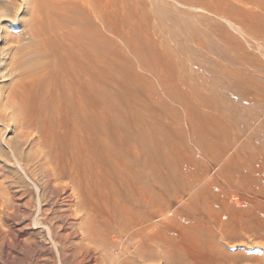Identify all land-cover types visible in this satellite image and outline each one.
Listing matches in <instances>:
<instances>
[{
	"label": "rangeland",
	"instance_id": "374dc122",
	"mask_svg": "<svg viewBox=\"0 0 264 264\" xmlns=\"http://www.w3.org/2000/svg\"><path fill=\"white\" fill-rule=\"evenodd\" d=\"M16 1L15 7L11 9L6 3L0 2V7H2L0 8V147L3 150L2 151L0 149V180L4 172L9 173L12 179H16L18 175L21 177L23 176L26 182H29L28 184H30V187H32L33 190H36L34 187L37 185H35V182L30 181L29 178L26 177L23 168L26 170L28 169L27 171H34L35 168L38 167L37 160L33 157L36 155L34 154V143L36 145V143L40 141L41 136L39 132H36L37 130L30 129L23 123V111H21V113L18 112L19 114L15 116V114L12 112V106L9 100L11 98V93L16 90V82L20 77L17 65L21 64L20 60L18 59L20 58L21 53H19L16 48L23 43H27L25 35H21L23 29L22 23L25 20H29L30 16L26 12L28 9L32 8L31 6L33 5L34 0ZM40 1V8L44 7L43 9H45V14L43 17H48L47 21L45 18V22L51 26L48 35L49 37L54 38V44L56 43L55 46L57 47L58 52L65 50L62 49L63 46H60L57 44V42H55L56 39L58 40L60 38L62 33L65 34L67 32L77 34L76 32L80 31H83V33L89 32L91 31V23L96 21L99 26L98 56L100 57H97V68L94 67L93 70L96 71V73L98 72L96 74L98 77L97 80H99L97 86L100 91V96L103 98L101 99V103H104L101 105L103 108H107L110 105L108 108H114L117 111H121L122 108H125L126 110L123 109V112H129L132 110V113L135 112V114L133 113L135 117L139 118L141 116L144 118L148 135L146 156L148 159L151 158V160L146 159L147 163H145L147 165H138L139 167L141 166L140 170L143 171H139L138 173V166L136 167V165H134L135 167L133 166L129 169L124 164L126 160L128 161L127 157L126 160L124 158L127 151V136L124 137L125 134L121 132L127 134V131L124 128H119L118 130H120V134H118L119 132H116L118 135L117 136L115 133L117 138L120 136L118 141L121 140L123 141L122 143L125 144L122 146V144L117 143L121 145H117L116 148L118 151L122 149V151H120L121 153L119 154H117V149L114 150V153L117 152L116 154L118 155V159L116 158V154H112L113 151H111L112 153L110 154L109 150H105L109 144L107 142L108 140L103 137L106 143L104 142L103 144V141L100 143L98 146L100 148L98 151L100 154H98L99 156L101 155V158H103L105 161H102V159L99 157V162H97L96 165L93 164V167L92 163H86L87 160H85V158L80 160L83 164L81 165V168L83 169L81 175L84 178L87 176L90 177L91 175V177H87V179L94 183L93 185L91 181L87 179L86 181L82 178L83 184H81V186L83 185L82 189L84 188L83 191L85 190L83 195L84 197H87L85 202L87 205L89 203L88 206L91 212H89L88 215L86 214L87 218H83L85 221H82V218L80 219L79 217H63L64 220H54V225H56L53 227L54 232L56 233L58 231L56 234L63 237L65 232H71L72 229L74 230L75 228H78L80 226V224L78 226V223H81L80 220L83 222L81 227L86 228L88 231H90L89 229L91 227L88 226L87 222L93 220V223L96 222V224L90 222L89 225H94L96 228L92 226L93 228L91 231L94 233V230H99L98 228L101 225L100 229H104L103 231L101 230V232H105L107 226L103 227V225L105 226L108 221L115 222V220H118L120 216L121 219L123 215V219L128 218L126 216H128L127 212L129 210L127 211V209L129 208L131 211H129V213H132V211H137L134 213L138 215L141 211L142 214L145 213V215H148L150 213L148 210H150L151 207L153 209V203L151 204L153 201L152 197L163 194V197L161 195L163 203L160 204L163 205L165 215L164 218H162L168 221V223H166L169 226L174 225L172 227H176L175 231L177 230L176 234L173 235L174 238H170L169 236L171 235L165 236L166 240L168 239L171 241L169 242L167 240V242L165 240V242L168 245L171 244L169 246L172 248L173 246L176 247L178 251H181L180 249L182 248L184 249H182L184 252L177 253L178 258L180 257L181 264H196L194 260L195 257L200 259L209 257L210 260L215 259L218 261L225 259L228 261L226 263L231 262V264L232 262L235 264L238 262L236 260L240 259L241 262L236 264L251 263L250 258L252 257L251 255L255 253L254 250L256 248H250L246 244L247 242L245 243L244 241H242V243L241 241H236L234 244L231 243L232 247L234 248H227V251L225 250L226 254H224V257L222 255L220 256L221 258H219L220 249L219 252H217V250L213 251V248L211 247L212 238L210 240V237L212 234L210 223H212L214 217L213 215L216 213L214 210L217 211L219 208L222 210V212H219V210L215 215H224L222 213L225 212V214H228L229 219H231L229 222H233L232 220H234L235 217H238V215V218L241 217L242 219V217L245 216L243 215V212H241L242 215L241 213H238L237 215L235 213L233 214V212H231L232 210L230 209H233V206L235 208L236 203H239V205L242 206V201L249 202V198L256 199V193H258L257 197H264V177H262L264 176V0ZM16 6L19 10H17ZM24 6L28 8L25 9ZM13 9H15V13L13 12ZM3 11L5 14L7 12L8 13L5 15ZM247 14H250L251 17H247ZM64 15L68 16L70 19H74L76 24L73 23L72 25V23H70V25L67 24V26H65L61 19ZM248 19L257 23L260 28L256 31H247L246 28L248 26L247 22H249L247 21ZM144 21H147L148 25H144ZM5 34H15L19 35V37L16 36L9 43H5L1 38V36ZM29 45L33 46L34 43ZM67 49L69 50V53L70 50L73 53L74 50L72 49H77V47L72 46V48L68 47ZM65 52L67 53L66 50ZM75 59H72L74 65H76L78 61ZM88 63L90 64V60L86 62V64ZM89 64L87 67H89ZM176 71L177 73L180 72L181 82L178 81V79H175ZM87 77H90L88 73ZM69 82H71V79ZM193 84H196L195 86L197 88H195V86H191ZM22 91L24 92L22 89L21 93H19L21 96L23 94ZM107 96L116 97V99H114L117 100L118 103H116V101L114 102L112 97H110L112 99L111 100ZM108 98L112 102L110 100L109 102ZM105 99L107 103L102 102L105 101ZM19 101H21V99H19ZM17 103L19 104L20 102L17 101ZM117 105L119 109L115 108ZM16 122L18 125L21 123L22 125L18 127ZM24 131L25 134H23ZM26 132L29 133L26 134ZM26 135L29 136L27 137ZM121 135L125 138V143L121 138ZM15 139L17 141H14ZM99 139H101V137ZM73 140L74 139L71 138V141ZM66 141L69 143L70 137L69 142L68 140ZM7 142L9 143L7 144ZM16 142L19 143V147L21 146L19 151L22 155L19 154V152L17 155H14L15 157H13V153L9 147L10 144L18 145ZM101 144H103V147ZM105 144L108 145L105 147ZM2 146L6 150L3 149ZM6 151L9 153V155ZM102 152L106 154L108 153L109 156L108 154L103 155ZM123 152L125 155L122 154ZM120 154H122V157L119 156ZM103 156L106 158H111L113 161L111 159H109L111 161H106L108 159ZM111 156H115V158ZM76 158L77 156L75 157V162L78 159ZM117 160H119V163H122L119 165ZM80 161L78 165L81 164ZM128 163L129 161L127 164ZM85 164L91 166L85 167ZM116 164L119 166L116 167ZM123 164L125 169L128 171L127 172L124 169L126 174L124 172L120 174L121 172H119V168L120 166H123ZM101 165L104 167V170ZM257 165L259 166L257 167ZM145 166H148V171L146 170ZM123 167H121L120 171H123ZM87 168L90 171L86 170ZM90 168L93 171H91ZM106 168L107 171L105 172ZM94 169L100 172H97ZM113 169H116V173L118 172V175L114 174V177L113 173L115 172ZM78 171L81 170H77V173ZM129 171L130 173L133 171L135 172L130 174L133 175L131 176L133 178H131L130 175H127ZM75 172L74 174H77ZM86 172L88 174L91 172L92 173L88 175ZM108 172L111 176H109ZM144 172H146L145 177L147 178H143ZM83 173H85L86 176L83 175ZM123 173L125 176L127 175V180L129 181L125 179L126 177L123 175ZM259 173L261 174L260 176L258 175ZM119 174L121 177L124 176L123 179ZM134 174L136 175L134 176ZM155 174H159L161 176L160 179H162V183L159 180V182L157 181L159 178H157L158 176L156 177ZM149 175L150 177H153V175L155 176L153 177L152 181L151 178L148 179ZM139 176H141V178H137L135 180V178ZM106 177L112 180L113 183H110L111 181L109 182V180L106 181ZM34 178L38 181V183L42 182L38 175H35ZM98 178L102 182H98ZM116 178L122 180H118L117 182ZM154 178L157 184L159 183V187L161 184H163L161 185V187L163 186L162 190L158 188L157 184H152L154 183L153 181H155ZM140 179L142 181H140ZM144 179H148L149 181ZM131 180H134L133 183H131ZM143 180L145 183H148L145 185H149L148 187L143 185L142 188L141 184L144 183ZM83 181H86L87 184H85L86 182L84 183ZM136 181H140L141 183H136ZM88 182L90 183L88 184ZM124 182H126V184ZM121 183H124L125 186H122L123 184ZM111 184L115 185H112V187ZM131 184H136V186H131ZM138 184L141 188L138 187ZM244 184L245 186L246 184L247 186L249 185L248 189L247 186H243ZM88 185L89 187H92L87 188ZM103 185L106 189L103 188ZM152 185L155 188L153 190H156L154 192L151 189L153 188ZM259 186H262L260 187L262 193L259 191ZM98 187L99 189H97ZM116 187L118 189H116ZM124 187H126L128 191L122 192L126 190ZM133 187H136V189ZM144 187L148 188L149 191L151 190V192H149L148 189L144 190ZM252 187H254V189ZM114 188L115 190H113ZM129 188L131 189L129 190ZM86 189H89L88 191L91 192H88ZM140 189L143 192H146V194H148L147 191L152 193V197L150 198L151 200L149 199L150 202L149 200L148 203L147 201L145 202L147 204H143V206L137 205L136 207V204H138V202L136 203V199H138L137 197L141 196V192H139ZM256 189L257 191H255ZM106 190L107 192H105ZM153 193H155V195H153ZM216 193L217 195H212ZM67 194L68 193H64L61 197ZM89 195L90 197H88ZM111 195L113 196V199ZM222 195L226 196H223L225 199L222 197ZM147 196L149 198L151 195L149 196L148 194ZM214 196L219 197L215 199ZM130 197L132 200H130ZM134 197L136 198L134 199ZM236 197L239 202H237ZM118 198L121 199L119 200ZM210 198H212L211 201ZM233 198L234 200L236 199L235 204ZM34 199L36 202L35 208L37 209V198ZM90 200H92V202H90ZM213 200H215L216 203L213 202ZM67 202L65 201V203H62L60 207L67 206L68 208L69 201ZM120 202H122V204H119ZM156 203L159 204V200ZM218 203L219 206L217 205ZM226 203L228 205H232L230 208V205L226 207L225 210L224 206L227 205ZM110 204L113 205L112 209L109 208L111 207ZM148 204H151V206ZM90 205H92L95 212L97 211L96 214H94L95 212L92 213L93 208H90ZM101 205L105 208H103ZM146 205L147 210L145 209ZM116 206H118L120 209H118ZM148 207H150V209ZM228 208L230 213L227 211ZM36 209L34 210V214H36ZM105 209H108V211ZM141 209H145L144 213ZM78 210V212H81L79 206ZM210 210L212 214L209 213ZM90 213L92 214V217L90 216ZM97 213L100 215L97 216ZM207 214H209L210 217H208ZM116 215L120 216L118 217ZM211 217L212 220L210 221L209 218ZM106 219H108V221H106ZM123 219L121 221L116 220V222H122L124 221ZM37 220H39V218H37ZM31 221L29 222H34L33 226L31 224L32 228H29V226L26 227L22 232V236L24 237L25 234L26 237L30 233H34L32 236H34L42 246L44 245L52 248V252L47 254L41 250V252L39 251L40 253L38 252V257H35L37 255H33L28 252L30 248L28 245H26L27 247L24 246L23 248L25 249L26 247V251L22 250L18 256L13 258H5L0 247V254L2 253L0 255V264H33V260L34 264L39 262V264H62L60 262V256L55 244L52 243L51 240L48 241L46 238V224L42 226V224H39L37 221ZM126 221L129 222L128 219H126L125 222ZM26 222L27 221H19L18 224L15 225V228H18L19 225L21 227L22 224L23 227ZM76 223L77 225L75 227L74 225ZM149 223L153 224L152 221H149ZM0 226H3L4 228L3 222L1 220ZM231 228L233 233L229 228L230 234L237 235V232H235L236 230L233 229L232 226ZM182 229H185L183 230V233L181 232ZM98 233L99 236L97 235ZM98 233H95L97 236L93 234V238L95 236V240L96 237H98V239H101L102 237L101 241H103L104 238H106L105 236H107V234L104 235L105 233H101L102 236L100 235V232ZM184 233L191 234V236H184ZM180 234L183 235L186 241ZM72 235L68 238L70 242H74L78 239L77 235ZM109 238L107 237L105 240L107 241ZM178 238L182 240H179ZM63 240L64 239H62V241ZM66 240L64 243L67 245L68 240ZM175 240L179 241L176 242ZM174 241L175 245L178 244L177 246L180 247L173 245ZM44 242H46V244ZM179 242L182 244H179ZM207 248H209L207 252L210 254H206ZM210 248L212 249L209 252ZM64 250L66 251L65 253H67L68 248L66 247ZM223 251L221 250V253ZM228 251V254L236 253L235 257L238 255V259L236 257V260L232 254L231 255L234 258L229 257L236 262L227 258ZM23 252L24 254H27V256L24 255L26 258L24 256L21 257ZM211 252L214 253V255L218 254V256H212ZM29 253L33 257L28 255ZM241 253L242 258H240L241 256L239 255ZM181 255L187 257V260L182 258ZM181 259L183 263L181 262ZM29 260L31 262H27ZM190 260H192L193 263ZM188 261H190V263ZM144 264L152 263L144 262Z\"/></svg>",
	"mask_w": 264,
	"mask_h": 264
},
{
	"label": "bare ground",
	"instance_id": "6f19581e",
	"mask_svg": "<svg viewBox=\"0 0 264 264\" xmlns=\"http://www.w3.org/2000/svg\"><path fill=\"white\" fill-rule=\"evenodd\" d=\"M65 1H67V0H65ZM0 2L6 3L7 6L10 7V9H11V8L15 7L17 1L16 0H0ZM40 3H41L40 0H34L33 5L32 6L30 5L32 8L28 9V11L24 10V11H27L26 13H28L30 16L28 21L25 20L22 23L23 29H22L21 35H25V38L27 39V43H23V44L17 46V48H16V50H18V52L21 53L20 58H18L20 60L21 64L17 65V69H18V72L20 74V77H19L18 81L16 82V90L13 93H11V95H10L11 98L9 99L10 104L12 106V112L15 114V116L17 114H19L18 112L21 113V111H23V113H24L23 114L24 115L23 121L24 122L23 121L22 122L25 125H27V127H29L30 129L37 130L36 132H39V134L41 136L40 141L37 142L38 144L36 143V145H35V143H34L35 152L33 149L34 154H36L33 157L36 158L37 163L39 164V165L37 164L38 167L35 168L34 171H27L28 169L26 170L25 168H23V171H24V174L26 175V177H28L30 181L35 182V185H37V186L34 187V188H36V190H33L32 187H30V184H28L29 182L27 183L23 176L21 177L18 175L16 179H12L10 177L9 173L4 172L2 174V178L0 180V220L3 222L4 228H3V226H0V245H1L0 247H1V250L4 254V257L5 258H8V257L13 258L15 256H18L22 252V250L26 251V247H27L26 245H28V247L30 248V250L28 252H30L33 255H37L35 257H38V252L39 251L41 252V250H43L44 253L46 252L47 254L52 252V248H50L48 246H44V245L42 246L41 243H39V241L34 236H32V235H34V233L33 234L30 233L29 235L26 234L27 235L26 237H25V234H24V237L22 236V234H23L22 232L26 227L29 226V228H30L31 224L33 226L34 222L33 223L29 222L32 220V221L39 222V224H42V226L46 224V238L48 241L51 240V242L55 244V246L58 250V254L60 256V262L62 264H144V262L145 263L151 262L152 264L153 263H155V264L156 263L157 264H181L180 263V257L178 258L177 253L178 252H184L183 251L184 249L182 248L183 250L180 249L181 251H178L176 249V247L173 246V248H172L171 246H169L171 244L168 245L165 242V240H166L165 236H167V235L173 236L174 234H176L177 230L175 231L176 227L175 228L172 227L174 225L169 226L167 224L168 221L166 219H165L166 221L163 219L164 215H165V213H164L165 210L163 208V205L160 204V203H163L162 199H161L163 197V194H161L162 195V197H161V195H159V192H160V190H159V192H158L159 196H153L154 197L153 198L152 193H149V192H151V190L149 191L148 188H145V187L149 186V185L145 186L146 184H148L147 182L145 183V181H144L146 179L143 180L145 184L142 182L143 184H141V186L143 188V185H144L145 186L144 190L148 189L149 192L147 191V193L149 194V196L150 195L151 196L148 198V196H147L148 194H146V192H143L140 189L141 191L139 190V192H141V196L137 197L138 199H136V203L138 202V204H136V203L135 204H136V207H137V205L143 206V204L144 205L147 204L148 200L152 197L153 201L151 202V204L153 203V209L151 207V209H152L151 210L150 207H148L150 209V210H148V211H150V213L148 215H145V213H144V210L145 209L147 210V205L145 206L146 207L145 209H143V210L141 209L144 214H142L141 211H140L141 213L138 211L139 212L138 215H136L134 213L137 211H132V213H129V211H130V208H129V209H127V211L129 210L127 212L128 216H126V217H128L126 219H128L129 222L128 221L125 222L126 219H123L124 215L121 219H120V217H121L120 215H116L118 217L120 216L118 218V220H120V221L122 219L124 220L122 222H120V221L116 222L117 219L115 220V222L114 221L109 222L108 219H106V221H108V222L105 224V226L103 225V227L107 226V228L105 229V232H101L102 229H100V226H101L100 225L98 228L100 231L95 229L94 230L95 232L93 233L91 231V229L93 228L92 226H94V225H92V226L89 225L90 222L93 223V220L90 222H87L88 226L91 227L89 229L90 231H88L84 227H81V225H83L82 221L85 219L84 217L87 218V215L89 214V212H91V210H89V206H88L89 203L87 205V203L85 202L87 197H84L83 192H85V190L83 191V189H84V188L82 189L83 185L81 186V184H83L82 180L83 179L86 180L88 176L84 178L81 175V172L83 170L81 168V165H83V164H82V161H80V160H83L85 158V160L88 161V162L86 161V163L87 164L92 163V166L94 167V165H96V163L99 162L98 158L99 157L101 158V155L99 156L100 152H98V151L100 148L98 146L100 145V143H102V141L104 144L105 139L108 140L107 142L109 144V145L107 144L109 148L107 147L105 150H107V151L109 150L110 154L112 153L111 151H113V153H112L113 155L116 154L117 152L115 151L116 153H114V150L117 149L116 148L117 145H119V144H122V146L125 145L122 143L123 141H121V140L118 141L120 136H119V138H117V136H118L117 133L120 131L118 129L124 128L128 134L127 135L126 133L121 132V133L125 134L124 137L127 136V138H126L127 139L126 140L127 151H126V156L124 158L126 160V157H127L128 161H129V163L127 164L128 161L126 160V162L124 163L125 166L128 167L129 169L131 167H133L134 165H136V167L138 165L144 166L147 163L146 159H148V157L146 156V152H147L146 147H147V143H148V140H147L148 135H147V131H146L144 118L141 116L139 118L135 117V115H134L135 112H133L134 113L133 114L132 110L129 112H123V109H125V108H122V109L120 108L121 111H117L114 108H112V109L108 108L110 105L107 107L108 109L106 107L103 108V106H102L104 103H101V99H103V98H101L100 93H99L100 91H99L98 86H97V83L99 80H97L98 77L96 74L98 72L96 73V71L93 70V68L96 67L97 57H100V56H98V53H99L98 52V50H99L98 49L99 48L98 47L99 46V44H98L99 26L96 23V21H93L91 23V31H89V32L85 31L86 33H83V31H80V32H76L77 34L67 33V32L65 34L62 33L60 38L58 40L56 39L57 41L55 40V42H57L58 45L63 46L62 49H65L67 51V53L65 52V50L64 51L60 50L61 52H58L57 47L55 46L56 43L54 44V38L49 37V35H48V32L51 29V26L45 22V18L47 21L48 17H45V18L43 17V15L45 14V9H43L44 7L40 8ZM17 6H16V8H17ZM0 8H2V7H0ZM27 8L25 7V9H27ZM54 8H56V7H54ZM5 9H3V10H5ZM13 10L12 11L15 13V9H13ZM17 10H19V9L17 8ZM47 12H48V10H47ZM94 12H95V10H94ZM53 13H55V12H53ZM4 14H5V12H4ZM248 15H250V14H247V17L250 18L251 15L250 16H248ZM61 19H62V22L65 26H67V24L70 25V23H72V25H73V23L76 24L74 19H70L68 16H65V15L62 16ZM145 20H146V18H145ZM247 21H249V22H247V24H248V26L246 28L247 31H250V30L256 31L260 28L257 23L252 22L249 19ZM143 24L148 25V22L144 21ZM150 25H151V22H150ZM59 26H60V24H59ZM16 36L19 37V35H15V34L14 35L5 34V35H2L1 38L5 43H9ZM32 43H34L33 46L29 45ZM72 46L77 47V49H72L75 52L73 51V53H72V51L70 50V53H69V50L67 48L68 47L72 48ZM75 58L78 60L76 65H74V63L72 62V59H75ZM88 60H90V64L88 63L89 67H87L88 64H86V62ZM98 60H99V58H98ZM87 73L90 75V77H87ZM175 77H176L175 78L176 80L178 79V81H180L181 80L180 72L177 73V71H176ZM70 79H71V82H69ZM195 85L193 84L191 86H195ZM195 88H197V87L195 86ZM22 89L24 90V92L22 91L23 94L21 96V95H19V93H21ZM19 96H21V97H19ZM107 97H109V96H107ZM110 97H112V96H110ZM109 98H108V101L111 99V98L110 99ZM112 98L116 99V97H114V96ZM19 99H21V101H19ZM115 99L113 101L114 102L116 101V103H118V101ZM17 101L20 103L18 104ZM102 102L107 103L106 99H105V101H102ZM114 102H113V104H114ZM115 108L119 109L118 105L115 106ZM127 111H128V109H127ZM17 125H18V123H17ZM21 125H22V123L20 125H18V127ZM28 133L26 132V134H28ZM115 133L117 136L115 135ZM23 134H25V131ZM118 134H120V132ZM69 137H70V142H69ZM100 137H101V139H99ZM124 137L121 135V138L123 140L125 139ZM71 138H73L74 140L71 141ZM102 139H104V140H102ZM66 140H68L69 143H67ZM14 141H17V140L15 139ZM8 143L9 142H7V144ZM17 143L18 142H16V144ZM117 143H119V144H117ZM124 143H125V140H124ZM103 144H101L102 147H103ZM107 145L105 144V147ZM119 146H121V145H119ZM20 147H19V143H18V145L10 144L9 148L11 149V152L13 153L12 154L13 157H15L14 155H17V153L20 152L19 151ZM2 148H3V146H2ZM148 148H149V146H148ZM0 149H1V147H0ZM3 149H5V148H3ZM119 150H120V148H119ZM117 151H118V149H117ZM120 151H122V149ZM120 151H118L117 154L121 153ZM4 152H3V154H4ZM9 152H10V150H9ZM102 153H103V155L106 154L104 152H102ZM19 154H21V152ZM122 154H124V152ZM122 154H120L119 156L122 157L121 156ZM8 155H9V153H8ZM76 156L78 158V159L76 158L78 161L76 160V162H75L74 160H75ZM108 156H109V154H108ZM8 157H10V156H8ZM18 157H20V156H18ZM103 157H105V156H103ZM111 157L115 158V156H111ZM116 158L118 159V155ZM18 159H20V158H18ZM101 159H102V161H105V160H103V158H101ZM106 159H108L106 161L112 160L111 158H108V157ZM109 159H111V160H109ZM149 159L151 160V158H149ZM119 160H117L118 161L117 163H119ZM79 161L81 163L80 165H78ZM121 163H119V165ZM111 164H112V162H111ZM113 164H114V162H113ZM124 164H123V166H124ZM97 165H100V164H97ZM119 165L116 164V167ZM86 166L88 167L89 165L85 164V167ZM123 166H120V168H119V172H121L120 174H122V172H124L126 174L125 171H127V169H125V166L124 167ZM258 166L259 165H257V167ZM78 167H79V169H78ZM101 167L104 170V167L102 165H101ZM121 167H123V169H122L123 171H120ZM140 167L139 166L137 167V168H139L138 173H139V171H141ZM145 167H146V170L148 171V169H147L148 166H145ZM254 167H256V166H254ZM113 168H115V167H113ZM29 169L32 170L31 168H29ZM124 169H125V171H124ZM75 170H76V172H75ZM77 170H81V171H78V173H77ZM86 170H89V169L87 168ZM97 170H95V171H97ZM103 170H101V171H103ZM113 170H112V172H113ZM89 171H87V172H89ZM91 171H93V170L91 169ZM106 171H107V168H106L105 172ZM115 171H116V169L114 170V172ZM130 171H132V170H130ZM130 171L127 175H130L131 173L133 174L134 171L131 173H130ZM136 171H137V169H136ZM74 172L77 174H74ZM87 172H86V174H88ZM97 172H100V171H97ZM141 172H143V171H141ZM91 173H89V174H91ZM124 173H123V175L125 176ZM86 174L83 173V175H85V176H86ZM94 174H96V173H94ZM114 174L118 175V172L113 173V177L115 176ZM143 174H142L143 178H147V177H145L146 172H144ZM255 174H257V173H255ZM35 175L36 176L38 175V177L42 180V182L38 183V181L35 180V178H34ZM96 175H94V176H96ZM127 175L125 176L126 180L128 179ZM135 175L136 174H134V176ZM147 175H148V173H147ZM258 175L260 176L261 174L259 173ZM99 176H100V174H99ZM109 176H111L110 173H109ZM131 176H133V175H130V177ZM259 176H258V178H259ZM90 177H91V175H90ZM90 177H88V178H90ZM120 177H121V175H120ZM123 177H121V178L123 179ZM153 177H155V176L153 175ZM153 177H150V175H149L148 179L151 178V181H152ZM156 177L159 178V179H157V181L159 180L161 182V180H162V179H160L161 176L158 174V175H156ZM251 177H253V176H251ZM255 177H256V175H255ZM262 177H264V176H262ZM131 178H133V177H131ZM137 178H141V176L136 177L135 180ZM244 178H246V177H244ZM249 178H250V176H249ZM116 179H117V182H118V180L119 181L122 180V179H118V178H116ZM87 180H89V179H87ZM98 180H99V178H98ZM108 180H109V182L111 181L110 183H113L112 180L107 178L106 181H108ZM154 180H155V178H154ZM86 181H83V182L85 183ZM89 181H91V180H89ZM100 181L101 180H99L98 182H100ZM127 181H129V180H127ZM133 181L131 183H133ZM137 181H136V183L140 184L141 183L140 181H142V180L140 179L139 182H137ZM218 181H219V179H218ZM103 182H104V180H103ZM153 182H154V183H152L153 185L157 184L156 180ZM89 183L90 182H88V184ZM124 183L126 184V182H124ZM124 183H121V184H123L122 186H125ZM243 183H244V181H243ZM85 184H87V182ZM247 184H251V183H247ZM247 184H246V186H247ZM93 185H94V183H93ZM100 185H102V184H100ZM104 185H103V188H105ZM112 185H115V184H111V186ZM118 185H119V183H118ZM127 185H128V183H127ZM133 185L131 184V186H133ZM161 185H163V184H161ZM161 185H160V187L158 185V188L162 190L163 186L161 187ZM111 186H110V188H111ZM134 186H136V184ZM243 186H245V184ZM263 186H264V182H263ZM88 187H89V185L87 186V188ZM91 187H89V188H91ZM99 187L97 189H99ZM138 187H140V185ZM248 187H249V185L247 186V189H248ZM260 187H262V186H259V191L261 192ZM121 188H120V190H121ZM124 188H126V187H124ZM127 188H128V186H127ZM127 188L125 191H122V192L128 191ZM131 188H129V190ZM133 188L136 189V187H133ZM252 188L254 189V187H252ZM116 189H118V188L116 187ZM151 189L153 192L156 191V190H153V189H155L154 186ZM257 189L255 191H257ZM86 190L88 191L89 189H86ZM113 190H115V188ZM92 191H94V190H92ZM96 191H98V190H96ZM111 191H109V192H111ZM116 191H118V190H116ZM163 191H164V189H163ZM88 192H91V191H88ZM105 192H107V190ZM130 192H132V191H130ZM213 192H214V190H213ZM64 193H68V194L61 197ZM100 193H101V190H100ZM125 194H127V193H125ZM252 194H254V193H252ZM256 194H257L255 196L256 199L249 198V202L242 201V203H241L242 206H240L239 203L235 202L237 197L235 200L233 198L234 204L236 203V207L234 208V206H233V209L232 208L230 209V210H232L231 212H233V214L235 213L237 215H238V213L243 212V215H245V216H243L244 218L243 217H242V219H241V217L238 218L239 215H238V217L234 216L235 218H234V220H232L233 222H231V221L229 222V220H231V219H229L228 214H225V212L222 213L224 215H218V216L215 215L219 210H220L219 212H222V210L220 208H219V210L217 209V211L214 210L216 213L213 215L214 216L213 220H212V217L209 218L210 221L212 220V223H210L211 234H212V236L210 235L211 236L210 240L212 238L211 247L213 248V251L217 250V252H219V249H220L221 255L219 254V258H221L220 256H222V255L224 257V254H226L227 248H230V249L234 248V247H232L231 243L234 244L236 241H241V243H242V241H244L245 243L247 242L246 244L250 248H256L254 250L255 253L251 255L252 256L250 258L251 263H249V264H264V197L259 198V197H257L258 193H256ZM27 195H28V198H27ZM153 195H155V193H153ZM212 195H217V193L212 194ZM225 195H226V193H225ZM225 195H222V197ZM132 196H133V194H132ZM88 197H90V195ZM218 197H215V199ZM34 198H37V209L35 208L36 202H35ZM135 198L136 197H134V199ZM139 198H140V200H139ZM112 199H113V196H112ZM211 199L212 198H210V201H211ZM94 200H95V197H94ZM94 200H93V202H94ZM130 200H132L131 197H130ZM150 200H149V202H150ZM158 200H159L160 205L156 203V202H158ZM160 200H161V202H160ZM65 201L66 202L69 201V205L67 204L68 208H67V206L66 207L63 206L65 208H63L61 206L62 207L61 208L60 205H62V203H65ZM146 201H147V203H145ZM71 202H72V204L73 203L74 204L72 205ZM90 202H92V200H90ZM95 202H96V200H95ZM213 202H215V200H213ZM237 202H239L238 199H237ZM113 203H114V200H113ZM116 203H115V205H116ZM119 204H122V202H120ZM123 204H125V203H123ZM151 204H148V205L151 206ZM222 204H224V203H222ZM217 205L219 206V203ZM229 205L227 204L226 206H224L225 207L224 209L226 210V207H228ZM231 205L229 206V208L231 207ZM78 206L80 207L81 212H78L79 211ZM110 206L111 207H109V208L112 209L113 205L110 204ZM118 206H116V207L118 208ZM91 207H92V205H90V208ZM103 208H105V207H103ZM117 208H116V210H117ZM211 208H212V205H211ZM229 208L227 209V211H229V213H230ZM35 209H36V214H34ZM108 209H105V210L108 211ZM118 209H120V208H118ZM124 209H125V207H124ZM87 211H88V213H87ZM93 212H95L94 208L92 209V213ZM96 212L94 214H96ZM146 213H148V212H146ZM209 213L212 214L211 210L209 211ZM106 214H107V212H106ZM110 214H112V213H110ZM122 214H124V213H122ZM98 215H100V214L97 213V216ZM241 215H242V213H241ZM90 216L92 217V214ZM90 216H88V217L91 218ZM207 216L210 217L209 214H207ZM63 217H69V218L70 217L71 218L79 217L80 219L82 218V221L80 220V222L82 224L78 223V226H79V224H80V226L79 227L77 226L78 228H75L77 225V223H76L74 225L75 229L74 230L72 229L73 231L71 230V232H67V233L65 232V234L62 237V236L56 234L58 231L56 233L54 232L53 227L56 226V225H54L55 224L54 220H57V221L60 219L64 220ZM157 217L160 219H158ZM37 218H39V220H37ZM34 219H36V220H34ZM93 219H95V218H93ZM154 219H157V220H154ZM19 221L20 222L27 221V222L25 223V225L23 227H22V225H23L22 224L21 227L19 225L18 228L17 227L15 228V225H17ZM149 221H152L153 224L149 223ZM99 222H101V221H99ZM65 224H67V223H65ZM93 224H96V222ZM231 226L233 227V229L236 230L235 232H237V235L236 234L235 235L230 234L229 228L231 229V232L233 233ZM185 229H187V228H185ZM185 229H182L181 232L183 233V230H185ZM207 230H209V229H207ZM25 231H27V230H25ZM96 231L100 232V235H101V233H105L104 235L107 234V236H105V237L106 238L110 237V238L107 241L105 240L106 238H104V240L101 241V239H102V237H101L102 235H101L100 236L101 239H98V237H96V240H95L94 239L95 236H97V235L99 236V233ZM208 232H210V231H208ZM24 233H26V232H24ZM95 233H98V234L96 235ZM72 234L77 235V237H78V239L75 240L74 242H70L68 240V238ZM93 234H95L94 238H93ZM180 235H182V234H180ZM185 235L191 236V234H185L184 233V236ZM171 236H169V237L174 238V236L173 237H171ZM175 236H177V235H175ZM190 236H188V237H190ZM182 237H183V235H182ZM182 237H180V238H182ZM192 238H193V236H192ZM62 239H64V240L62 241ZM65 240L68 243L67 245L64 243ZM179 240H182V239H179ZM184 240H185V238H184ZM44 241H45V238H44ZM175 241L173 242L174 243L173 245H175ZM178 241H176V242H178ZM169 242H171V241H169ZM181 242H183V241H181ZM44 243L46 244V242H44ZM179 244H182V243L179 242ZM177 245H175V246H177ZM24 246H26L25 249H23ZM236 246H237V244H236ZM66 247L68 248L67 253H65L66 251L64 250V248H66ZM177 247H180V246H177ZM212 248H210L209 252L211 251ZM191 249H192V247H191ZM208 249L209 248H207L206 252L208 251ZM187 250H189V249H187ZM221 250L222 251L224 250L222 252L223 254L221 253ZM229 251L227 252L228 257L227 256H225V257H227L228 259L234 258L236 253L235 254L231 253L232 255H234V257H233L231 254H228ZM30 253L28 255H30ZM206 254H210V253L207 252ZM24 255L27 256V254H24V252H23V255L21 257H23ZM196 255H198V254H196ZM211 255L213 256L214 253H212ZM215 255L218 256V254H215ZM239 255L241 256L242 253ZM26 256H24V257L26 258ZM31 257H33V256H31ZM229 257H232V258H229ZM236 257L238 259V255ZM236 257L234 258L235 260H236ZM16 258H18V257H16ZM182 258L186 259L187 257L182 256ZM240 258H242V256ZM194 260H195L196 264H231V262L226 263L228 261L225 259L218 261L215 259L210 260L209 257H204L202 259L195 257ZM235 260L232 259V261H235ZM33 261H32V263L34 264ZM152 261H154V262H152ZM190 261L192 262V260H190ZM190 261H188V262L190 263ZM236 261L241 262V259L236 260ZM27 262H31V261L29 260ZM181 262L183 263L182 259H181ZM238 262H236V263H238ZM39 263H35V264H39ZM232 264H234V262H232Z\"/></svg>",
	"mask_w": 264,
	"mask_h": 264
}]
</instances>
